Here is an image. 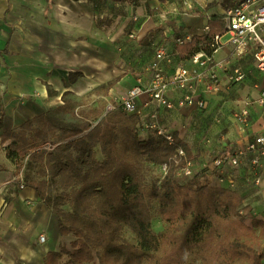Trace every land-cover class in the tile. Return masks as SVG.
I'll return each mask as SVG.
<instances>
[{"label":"crops","instance_id":"crops-1","mask_svg":"<svg viewBox=\"0 0 264 264\" xmlns=\"http://www.w3.org/2000/svg\"><path fill=\"white\" fill-rule=\"evenodd\" d=\"M234 1L104 0L95 7L88 0H0V137L60 105V89L74 88L80 97L112 82L107 95L101 97L108 103L134 86L146 85L147 68L158 46L171 53L167 74L175 65L190 66L174 39L205 34L209 19L221 18ZM193 8H203V12L194 14ZM214 58L240 63L247 76L241 83L229 84L225 73H220V90L207 97L206 110H168L149 103L147 97L137 102L143 121L155 113L159 124L185 146L194 164L193 178L224 187L217 182L220 174L213 170L212 160L264 135V111L256 103L264 77L249 56L233 59L228 47L219 49ZM167 96L175 102L179 91L171 86ZM248 103L249 121L241 128L235 116ZM5 147L0 149V264H44L49 252L62 247L71 251L76 239L59 236L56 216L33 189H17L14 179L21 168L6 159ZM249 160V155L244 156L239 167H225L222 173L233 179L232 190L241 198V212L248 220L245 224L252 227L253 220L264 223V157L257 169V184ZM39 235H45L43 244L37 243ZM67 261L63 256L60 263Z\"/></svg>","mask_w":264,"mask_h":264},{"label":"trees","instance_id":"trees-1","mask_svg":"<svg viewBox=\"0 0 264 264\" xmlns=\"http://www.w3.org/2000/svg\"><path fill=\"white\" fill-rule=\"evenodd\" d=\"M102 1L88 0L95 7ZM207 26V33L178 46L182 57L213 51L212 39L225 28L218 15ZM113 84L88 92L95 97L89 106L65 92L62 105L0 137L6 159L18 169L23 164L24 187L56 216L59 236L76 239L71 251L49 252L44 264H61L63 256L66 264H262L264 223L245 224L242 200L231 189L193 177L178 182L173 158L180 147L188 159L185 146L143 135L139 117L119 108L105 113L101 97ZM2 116L0 109V124ZM46 142L56 144L52 152L38 150ZM169 163L166 176L147 181L150 168ZM154 206L159 231L151 226ZM124 229L136 243L122 236Z\"/></svg>","mask_w":264,"mask_h":264},{"label":"built area","instance_id":"built-area-1","mask_svg":"<svg viewBox=\"0 0 264 264\" xmlns=\"http://www.w3.org/2000/svg\"><path fill=\"white\" fill-rule=\"evenodd\" d=\"M225 32L223 35L215 36L212 39L211 53L197 52L189 58L190 66L175 65L171 74H167L166 65L171 63V53L165 46H158L153 51V57L147 68L150 78L146 85H137L131 88L126 95L115 102H108L105 106V113L119 108L122 112L134 115L140 119V130L143 135L154 134L173 146L176 137L167 127L160 125L157 116L152 113L149 121H143V111L138 105L140 97H147L148 102L168 110L191 107L197 110H206L208 107L207 97L214 95L220 90L219 74L225 73L229 84L241 83L247 76V72L239 63L233 64L225 59L217 60L214 54L223 47H228L233 59L250 57L255 69L264 77V0H235L234 4L224 10L221 15ZM208 32V27L204 28ZM192 35H185L174 39L176 46L191 42ZM179 91L177 101L168 98L167 92L170 87ZM62 105V101H59ZM256 103L264 111V87L260 90ZM249 103L244 106L235 116L240 122V127L247 126L249 121ZM95 123H92L94 126ZM56 144L46 142L38 147V150L52 152ZM177 154L173 162L178 167L175 171V178L178 182L189 180L193 176L194 164L185 158L182 148H177ZM250 156L249 166L255 183H259L257 169L261 159L264 157V135L259 134L251 140L235 145L229 154L217 156L212 160V168L218 172L219 185L233 189L234 181L231 177L223 176L222 169L225 167L237 168L244 156ZM180 165V166H179ZM169 164H162L159 167L160 176L163 178L168 173ZM22 170L14 179L17 189H23ZM242 213V212H241ZM45 235L37 237V243L43 244Z\"/></svg>","mask_w":264,"mask_h":264},{"label":"rangeland","instance_id":"rangeland-1","mask_svg":"<svg viewBox=\"0 0 264 264\" xmlns=\"http://www.w3.org/2000/svg\"><path fill=\"white\" fill-rule=\"evenodd\" d=\"M231 4H232V2H231ZM190 10L192 12H194V14H199V15L203 12V8H193ZM68 98L74 99L78 102H81V99L83 98V102L87 103V106H89L91 104V102L95 100V97L93 95L87 96V94L79 97V96L72 93L70 96H68ZM57 106H59V105H57ZM76 110L77 109H75V111ZM23 168H24L23 164H21V169H23ZM150 169H151L150 172H148V174L146 175L148 182L153 181L155 179L156 175H160L159 169H157V168H150ZM22 173H23V170H22ZM184 181H187V180H183V181L181 180L180 182H184ZM155 210H156V207L154 206V208L152 209L153 219H152L151 226H152L153 230L159 231L162 228V226L158 220V217L155 213ZM246 221L248 222V220H246ZM121 234L129 242L136 243L134 236L131 233H129L128 230L124 229Z\"/></svg>","mask_w":264,"mask_h":264},{"label":"bare ground","instance_id":"bare-ground-1","mask_svg":"<svg viewBox=\"0 0 264 264\" xmlns=\"http://www.w3.org/2000/svg\"><path fill=\"white\" fill-rule=\"evenodd\" d=\"M59 92H60V93H62V94H63V93H65V92H71V93H73V94H75V93H76L77 95H79V90H75L74 88H71V87H70V88H64V89H60V90H59ZM53 101H54V100H52V102H51V103H53V104H54V102H53Z\"/></svg>","mask_w":264,"mask_h":264}]
</instances>
